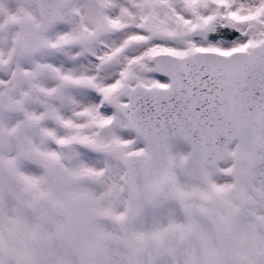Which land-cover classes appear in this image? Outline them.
I'll return each mask as SVG.
<instances>
[{"label": "snow or ice", "instance_id": "snow-or-ice-1", "mask_svg": "<svg viewBox=\"0 0 264 264\" xmlns=\"http://www.w3.org/2000/svg\"><path fill=\"white\" fill-rule=\"evenodd\" d=\"M0 264H264V0H0Z\"/></svg>", "mask_w": 264, "mask_h": 264}]
</instances>
